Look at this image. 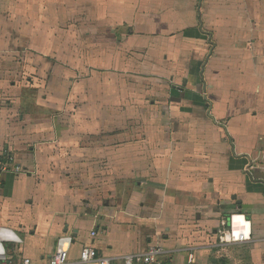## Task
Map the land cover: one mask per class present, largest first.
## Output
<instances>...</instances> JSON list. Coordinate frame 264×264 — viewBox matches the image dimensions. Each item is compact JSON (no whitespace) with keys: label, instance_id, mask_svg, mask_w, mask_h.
<instances>
[{"label":"crops","instance_id":"1","mask_svg":"<svg viewBox=\"0 0 264 264\" xmlns=\"http://www.w3.org/2000/svg\"><path fill=\"white\" fill-rule=\"evenodd\" d=\"M16 56L43 79L14 80ZM0 61V159L21 168L0 204L39 211L24 238L0 226L17 262L71 237L68 264H264V0H0ZM239 214L250 241L219 245Z\"/></svg>","mask_w":264,"mask_h":264},{"label":"built area","instance_id":"2","mask_svg":"<svg viewBox=\"0 0 264 264\" xmlns=\"http://www.w3.org/2000/svg\"><path fill=\"white\" fill-rule=\"evenodd\" d=\"M12 171L16 174L21 173V168L16 165L14 158L10 154H4L0 159V175ZM235 218H241L239 228L235 223ZM11 233L8 229L0 230V264H35L32 259L23 257L19 262L15 260L7 249V244L10 242L21 243L14 238H7L3 233ZM96 236V233L92 234ZM219 245L227 246L234 244H244L250 241L251 226L250 222L243 214L231 216L230 219L224 220L221 223L218 232ZM73 239L71 237L60 239L57 245V250L48 264H68L69 261V247ZM171 252L161 246L152 247L144 254L129 255L123 260V264H161V258L169 256ZM80 262L82 264H113V260L100 256L98 251L93 247H85L80 254ZM188 263H195L194 253L188 257Z\"/></svg>","mask_w":264,"mask_h":264},{"label":"rangeland","instance_id":"3","mask_svg":"<svg viewBox=\"0 0 264 264\" xmlns=\"http://www.w3.org/2000/svg\"><path fill=\"white\" fill-rule=\"evenodd\" d=\"M17 60H13L12 62V66L11 68H7L10 69L12 72V76H14V80L21 82L20 84H28L30 85H35L36 83V79H39L40 81L43 79V77H41L42 72H47L44 68V66L42 65H38L37 63H31L33 64V66H31V64H26V62H24L20 56H16ZM2 62V61H0ZM36 67V68H34ZM47 68H49L50 70V75L53 74V70L51 69L53 67V65H46ZM4 69V67H1L0 70ZM48 70V71H49ZM8 72V71H7ZM9 73V72H8ZM7 73V74H8ZM28 83H27V82ZM39 85L41 86V83H39ZM50 86L51 84L49 82H46L45 84V92H48L50 90ZM52 87V86H51ZM15 201V200H14ZM12 202L9 205V208H11L10 206L14 207H18L19 208V220H16V216L17 213L14 212V209H7L3 203L0 204V226H7L12 228L13 230L16 231V233L21 237L24 238V233L20 230V225L21 226H29L32 224L34 219H37V215L39 214V211L34 209V211L32 213L27 212L24 208H21L20 206L16 205L19 204L20 202L15 201V203ZM7 249L14 252V251H18L19 249V245L16 244H8L7 245Z\"/></svg>","mask_w":264,"mask_h":264},{"label":"bare ground","instance_id":"4","mask_svg":"<svg viewBox=\"0 0 264 264\" xmlns=\"http://www.w3.org/2000/svg\"><path fill=\"white\" fill-rule=\"evenodd\" d=\"M238 221H240L239 219H238ZM237 226V225H236ZM4 234V233H3ZM9 237H13V235L10 233L9 235H8Z\"/></svg>","mask_w":264,"mask_h":264},{"label":"water","instance_id":"5","mask_svg":"<svg viewBox=\"0 0 264 264\" xmlns=\"http://www.w3.org/2000/svg\"><path fill=\"white\" fill-rule=\"evenodd\" d=\"M234 199H236V198H234Z\"/></svg>","mask_w":264,"mask_h":264}]
</instances>
